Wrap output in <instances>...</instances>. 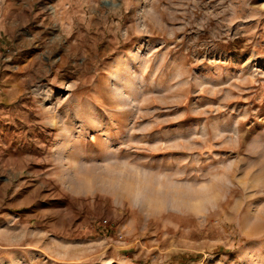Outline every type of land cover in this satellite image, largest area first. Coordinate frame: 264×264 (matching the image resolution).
Listing matches in <instances>:
<instances>
[{
  "label": "rangeland",
  "instance_id": "rangeland-1",
  "mask_svg": "<svg viewBox=\"0 0 264 264\" xmlns=\"http://www.w3.org/2000/svg\"><path fill=\"white\" fill-rule=\"evenodd\" d=\"M0 264H264V0H0Z\"/></svg>",
  "mask_w": 264,
  "mask_h": 264
},
{
  "label": "bare ground",
  "instance_id": "bare-ground-1",
  "mask_svg": "<svg viewBox=\"0 0 264 264\" xmlns=\"http://www.w3.org/2000/svg\"><path fill=\"white\" fill-rule=\"evenodd\" d=\"M123 173H124V175H122V177H121V173H118L117 176H118L119 181L122 182L123 185H126V187H125L126 188L125 191L127 192L126 195H136V194L140 193V190H141L140 187H139L140 180L139 179L133 180V179L134 178H142L143 176L142 175H139V177L136 176V175L127 176L125 172H123ZM91 176H93V175H91ZM140 176H142V177H140ZM219 176L223 178V175H219ZM228 176L230 178H232V173L230 172L228 174ZM170 179H171V177L168 178V179H163V181H159L158 185L159 186H164L163 189L161 187H159V186L153 187L154 190L151 191L150 200H149L150 201V207L154 208V209L157 206L160 207L161 204L165 201V197L162 198V195L159 196L158 193H168L170 195V201L172 203H175V204L178 205V203H181L182 201H186V203H184V206L186 208H190L191 207L190 199L189 200H181L180 198H183L185 196H190L192 194H187V192L181 193L180 191L175 190L176 189V185L178 183L172 182ZM130 182L131 183L132 182L133 183H138L135 186H133L134 190L129 189L128 185H129ZM174 183H175V186H174ZM187 185L193 192H196L197 189L198 190L200 189V188L197 187V185L195 183H188ZM128 189H129V191H128ZM128 197H130V196H128Z\"/></svg>",
  "mask_w": 264,
  "mask_h": 264
}]
</instances>
